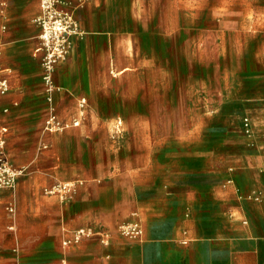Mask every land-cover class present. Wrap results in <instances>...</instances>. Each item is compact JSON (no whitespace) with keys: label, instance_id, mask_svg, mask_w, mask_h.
Listing matches in <instances>:
<instances>
[{"label":"crops","instance_id":"crops-1","mask_svg":"<svg viewBox=\"0 0 264 264\" xmlns=\"http://www.w3.org/2000/svg\"><path fill=\"white\" fill-rule=\"evenodd\" d=\"M57 1L84 34L54 73L70 125L46 131L40 0H0V152L26 169L0 264H264V0ZM81 227L110 243L63 245Z\"/></svg>","mask_w":264,"mask_h":264},{"label":"built area","instance_id":"built-area-1","mask_svg":"<svg viewBox=\"0 0 264 264\" xmlns=\"http://www.w3.org/2000/svg\"><path fill=\"white\" fill-rule=\"evenodd\" d=\"M42 14L37 18L41 26L39 38L41 43L38 51L42 53V78L45 91L49 101L48 115L45 120L44 130L46 131H62L69 127L70 124L63 122L59 117L57 108L54 104V94L59 89L56 84L54 73L58 63L65 61L71 53L74 46V38L82 36V30L78 19L74 14L62 10L58 6L57 0H40ZM3 12V9L0 10ZM1 56V49H0ZM10 90V81L3 75V67L0 62V94H6ZM85 100H83V103ZM245 125L250 131L251 121L249 117L244 119ZM80 122L75 121L73 124L78 125ZM6 141L4 138L0 140V147L3 149ZM26 171L23 167L16 166L6 153L0 152V190H15L18 179ZM82 179H74L67 182H56L51 186L44 188L47 195H57L62 200L72 197L79 186L83 185ZM249 198L261 200L260 192L252 191ZM8 211L14 214L16 212L15 204H10ZM122 235L130 238H139L143 233L142 226L139 221H129L119 226ZM99 235L101 241L108 245L111 241V233L108 231L97 232L90 227H81L76 230L72 239L63 241V245H69L73 242H79L83 238Z\"/></svg>","mask_w":264,"mask_h":264}]
</instances>
